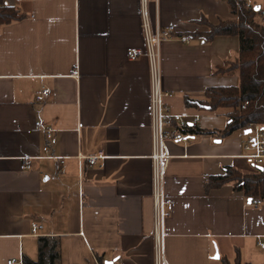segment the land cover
Listing matches in <instances>:
<instances>
[{
    "label": "crops",
    "instance_id": "crops-1",
    "mask_svg": "<svg viewBox=\"0 0 264 264\" xmlns=\"http://www.w3.org/2000/svg\"><path fill=\"white\" fill-rule=\"evenodd\" d=\"M248 2L264 10V0ZM6 4L26 17L0 30V264L37 261L41 237L59 239L61 264H156L150 69L145 56L127 54L145 51L142 0ZM148 9L154 26L175 30L161 48L171 112L191 126L198 118L193 129L225 130L231 109L187 100L239 85L237 74H215L238 56L239 38L202 36L234 18L226 0H148ZM43 89L50 95L38 100ZM244 140L239 130L169 141L168 264L234 262L238 253L242 264H264V200L254 208L232 184L206 188L225 168L250 166ZM79 155L104 159L90 167ZM26 160L30 170L21 169Z\"/></svg>",
    "mask_w": 264,
    "mask_h": 264
},
{
    "label": "trees",
    "instance_id": "trees-1",
    "mask_svg": "<svg viewBox=\"0 0 264 264\" xmlns=\"http://www.w3.org/2000/svg\"><path fill=\"white\" fill-rule=\"evenodd\" d=\"M233 19L209 24L208 32L202 34L207 40L221 36L239 38L238 56L218 67L217 75L237 74L239 85L235 87L210 88L206 91L205 100H187L189 106L209 111L231 109L228 124L223 131L196 130L189 126L187 134H218L223 139L232 133L243 130L250 123L264 127V22L263 10L259 6L247 8L248 0H226ZM257 8H260L257 10ZM26 16L14 6L0 0V30L24 19ZM248 102V105H244ZM244 107V108H243ZM224 175L208 178L206 188L219 189L232 184L236 192H242L248 199L264 200V167L253 168L243 173L234 167L225 168ZM38 260L26 259L27 264H61L60 242L56 237L38 239ZM221 264H242L238 253L234 262L221 258Z\"/></svg>",
    "mask_w": 264,
    "mask_h": 264
},
{
    "label": "built area",
    "instance_id": "built-area-1",
    "mask_svg": "<svg viewBox=\"0 0 264 264\" xmlns=\"http://www.w3.org/2000/svg\"><path fill=\"white\" fill-rule=\"evenodd\" d=\"M251 2L247 3V8H253ZM262 9V7H260ZM263 10V9H262ZM264 22V10L262 14ZM142 29L145 40V51L139 49L128 50L130 58L145 56L148 60L150 69L151 82V133H152V198H153V233H154V247H155V262L156 264H168L165 255V238H166V222L171 216L174 206L170 198L166 194V173L168 164L172 158L169 153V141L181 142L185 141L189 135L185 133L186 129L191 126L182 116L175 115L171 112L165 100L168 96L163 90V76H162V44L168 40L173 39L174 28H162L159 24L153 25L149 9L148 0H142ZM184 43H189L191 40L188 37L180 39ZM75 76L77 74H74ZM78 76V75H77ZM50 95L48 89H43L38 100L47 98ZM248 105V102L244 107ZM243 107V108H244ZM198 122V118L194 121V125ZM174 123L177 126V131L168 132L167 127ZM192 125V126H194ZM36 128H42V122H36ZM245 132V140L243 143L244 154L242 158L245 162L256 168L264 167V128L255 123H250L243 129ZM48 137H51L52 130L47 128L45 130ZM44 151L49 153L48 148ZM80 161L86 159L87 164L92 167L96 165L98 159H104L101 156L85 157L78 156ZM22 170H30V160H26L22 166ZM250 204L254 208H258L263 204L261 199H251ZM33 234L36 233L40 226L32 225ZM258 247L264 250V242H258ZM7 264H23L16 260H8ZM96 264H99L96 262Z\"/></svg>",
    "mask_w": 264,
    "mask_h": 264
},
{
    "label": "rangeland",
    "instance_id": "rangeland-1",
    "mask_svg": "<svg viewBox=\"0 0 264 264\" xmlns=\"http://www.w3.org/2000/svg\"><path fill=\"white\" fill-rule=\"evenodd\" d=\"M249 125V124H248ZM261 125V124H259ZM262 126V125H261ZM263 127V126H262ZM264 128V127H263ZM241 131V130H240ZM243 132L246 134V132L243 130ZM246 166V165H245ZM250 169H253L251 168V166H246V167H241V171L242 172H246V171H249Z\"/></svg>",
    "mask_w": 264,
    "mask_h": 264
},
{
    "label": "water",
    "instance_id": "water-1",
    "mask_svg": "<svg viewBox=\"0 0 264 264\" xmlns=\"http://www.w3.org/2000/svg\"><path fill=\"white\" fill-rule=\"evenodd\" d=\"M260 8H257V10H259ZM248 133V131L246 132V134ZM259 169H262L261 167H259ZM220 258V256H219V254H217L216 256H215V259L216 260H218Z\"/></svg>",
    "mask_w": 264,
    "mask_h": 264
}]
</instances>
